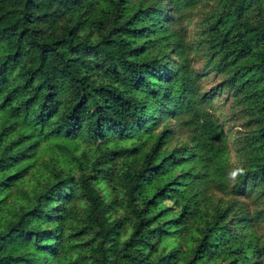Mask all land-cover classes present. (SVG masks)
I'll return each mask as SVG.
<instances>
[{
    "label": "trees",
    "instance_id": "obj_1",
    "mask_svg": "<svg viewBox=\"0 0 264 264\" xmlns=\"http://www.w3.org/2000/svg\"><path fill=\"white\" fill-rule=\"evenodd\" d=\"M0 264H264V0H0Z\"/></svg>",
    "mask_w": 264,
    "mask_h": 264
},
{
    "label": "rangeland",
    "instance_id": "obj_2",
    "mask_svg": "<svg viewBox=\"0 0 264 264\" xmlns=\"http://www.w3.org/2000/svg\"><path fill=\"white\" fill-rule=\"evenodd\" d=\"M191 14V13H190ZM191 17V21L187 22V19L184 20L185 26V40L187 42H192L194 39V22L196 15H187L186 18ZM188 59L191 64L193 70L197 73L199 78V83L201 87V91H205L210 96V102L208 103V107L212 112L213 116L219 121L222 129L226 133L228 138V155H229V174L232 176V168L237 165V155L234 152V148L232 145L233 138L236 134V131L240 128V121L236 118L231 110V100L232 96L227 87L221 84L222 76L214 72L209 68V65L206 63L205 58L201 56L199 53L194 51H188ZM44 162L40 166L39 170L32 172L31 175H28L25 182L22 184V188L17 192L16 196H22V190L31 188V186L35 182H42L44 180L45 174L47 173V169L49 164ZM46 164V167H43ZM228 196L227 193L223 191H215L213 193V197L211 202H214L218 197L225 199ZM250 205H253V202L250 198L247 199ZM167 201V200H166ZM224 204H221V206ZM198 221L193 220L192 226L189 231L194 229L197 225Z\"/></svg>",
    "mask_w": 264,
    "mask_h": 264
}]
</instances>
